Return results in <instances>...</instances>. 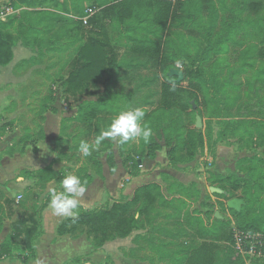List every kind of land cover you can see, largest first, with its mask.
Returning a JSON list of instances; mask_svg holds the SVG:
<instances>
[{
    "label": "rangeland",
    "instance_id": "obj_1",
    "mask_svg": "<svg viewBox=\"0 0 264 264\" xmlns=\"http://www.w3.org/2000/svg\"><path fill=\"white\" fill-rule=\"evenodd\" d=\"M18 1L0 0V20L10 21L17 40L12 63L0 68V202L6 198L3 187L14 186L7 192L12 199L8 210L0 212V229L7 219L13 224L33 215L40 234L33 251L12 242L0 263L24 264L20 259L28 258V264H187L192 249L208 240L221 249L216 264H228L223 251L233 221L264 232V0H214L209 6L199 0H169L175 8L167 32L155 21L158 0H145L153 6L137 4L133 18L124 23L114 9L123 0H35L32 8ZM251 2L262 3L260 13L248 11ZM88 9L96 15L85 25L81 19ZM159 40L174 69L197 71V88L172 78L184 93L171 111L158 105L169 71L152 66L140 51ZM90 41L103 42L115 65L100 81L67 99L68 82L83 63L81 47ZM184 105L188 110H182ZM136 108L145 113L143 125L152 129L149 143L106 138L98 150L83 156L81 141L94 145L120 112ZM197 116L203 121L201 130L196 129ZM195 130L206 138L204 151L189 163L194 165L172 168L194 170L199 177L182 182L163 175L164 198L141 219L145 232L137 250L142 251H135L133 236L123 245L102 249H95L82 227L57 236L54 219L47 232L41 230L50 210V189L62 191L66 175L80 177L87 192L103 167L115 170L117 162L133 167L137 158L154 156L162 145L169 153V144L174 147ZM219 150L226 162L217 172ZM49 156L53 158L46 167L57 165L59 175L45 184L32 174L49 163ZM232 171L245 178L236 192L231 186L221 189L219 179ZM97 191L93 188L89 195ZM233 193L246 202L239 213L227 207ZM153 194L158 196L159 190ZM112 203L108 198L104 204Z\"/></svg>",
    "mask_w": 264,
    "mask_h": 264
},
{
    "label": "trees",
    "instance_id": "obj_2",
    "mask_svg": "<svg viewBox=\"0 0 264 264\" xmlns=\"http://www.w3.org/2000/svg\"><path fill=\"white\" fill-rule=\"evenodd\" d=\"M203 5L209 6L214 0H199ZM21 6L32 8L35 6V0H19ZM146 2L147 5L153 6V3L145 0H123L115 5L114 9L117 10L116 19L119 22L130 20L134 16V8L139 3ZM155 4V3H154ZM158 9H157V7ZM154 5L157 9L156 24L160 26L162 32H167L170 20L174 17L173 10L175 8L174 2L169 0H158ZM261 2H251L247 5L248 11L250 9L260 13L262 8ZM181 6L178 7V10ZM9 20H0V68L9 66L14 59V49L16 46V37L9 29ZM141 53L148 57L152 66L160 69L161 71H170L173 69V64L167 55V49L164 47L162 40H159L154 46L143 47L140 49ZM81 59L83 63L78 68L76 75L72 76L68 82V89L66 90V98L68 94L79 92L88 83H95L100 81L108 67L115 65L114 58L109 59L106 50V45L101 41H91L81 47ZM197 71L193 68H188L184 71V82H188L190 88H197L194 84V78ZM163 85L158 105L166 111H171L179 104V100L184 93L180 85L173 82L168 77ZM99 101H105L101 98ZM182 110H188L186 105L182 106ZM96 111L91 113L94 115ZM175 132V131H174ZM177 136L175 133H173ZM179 138V137H177ZM168 153L170 166L177 169L179 165L189 164L198 155H200L206 147V138L201 131H190L188 136L183 141H177V144L172 147ZM151 156L150 158H155ZM176 155L180 157H175ZM127 170L131 175L137 173L138 163L133 162V167L127 166ZM114 168H111V172ZM135 170V171H134ZM59 173L53 166L46 167L36 171L32 174V178L37 179L41 183H49L57 181ZM221 189L226 191L227 186H231L233 192L240 189L241 185H245V178L238 177L235 174H229L226 177H220ZM159 190L158 196L154 195V190ZM161 185L150 184L139 187L135 190L131 199L115 200L103 208L93 211H85L80 208L77 217L67 219L58 228V235L65 236L70 234L76 228H85L86 233L92 240L95 249H102L107 243L116 241L118 239H126L133 235L134 232L142 229L141 219L148 215L149 206L154 205L159 198H164ZM237 196L233 193L229 200L235 199ZM12 199L5 198L6 206L10 205ZM4 206L0 205V212L3 213ZM67 223L73 225L67 226ZM40 222L32 215L29 219H20L12 224L13 233L9 236L2 245H0V259L9 255V248L12 242L20 241L28 249L34 250V241L40 234ZM44 231V229H41ZM249 230H254L252 226ZM231 241V232L225 239V256L228 264H243L240 260H233V251L229 248L228 243ZM187 244V243H186ZM220 247L214 241L205 240L199 247L193 248L191 257L187 264H216V257L220 252ZM22 263L28 264V258H21ZM264 264V263H263Z\"/></svg>",
    "mask_w": 264,
    "mask_h": 264
},
{
    "label": "crops",
    "instance_id": "obj_3",
    "mask_svg": "<svg viewBox=\"0 0 264 264\" xmlns=\"http://www.w3.org/2000/svg\"><path fill=\"white\" fill-rule=\"evenodd\" d=\"M95 15H96V13H95ZM92 18L90 20V24L92 22ZM126 21H128V20H126ZM122 23H124V22H122ZM86 43H88V42H86ZM2 78H4V76H2ZM48 139L49 138H48V133H47L46 140H48ZM231 150H233V148H231ZM52 158L53 157H50V156L45 158V161H49V163L47 162L45 165L41 166V169H44L46 166H48L50 164V162L52 161ZM119 159H120V157H119ZM136 161L138 163V170H137V173L134 175H131L129 173V171L127 170V168L124 167L123 164H120V162H117V167L114 170V172H111L109 170V168L103 167L102 175L99 177L95 176L93 183L89 186V189L83 195L84 197L79 198V201H80L79 206L81 208H83V210H85V211H93V210H96L97 207H99V206H101V208H103L102 206L105 205L104 203L106 202V200L108 198H111L113 201L121 200L123 197L131 199L134 195L135 190L139 187L150 185V184H156V183L161 185V186H166V182L163 179L164 174L172 176L174 178H177L179 181H182V182H183V180H191V178H193L195 176L199 177L198 173H196L194 170H191V172H183L181 170H173V168L170 166V161H169V157H168V150L165 151V147L163 145H162V150L158 151L156 153L155 158L143 156L141 158H137ZM223 161H224V163L226 162L223 159L222 151L219 150L218 157H217L218 165L215 167V169H214L215 171L218 172V170L219 171L221 170L220 164ZM194 164L195 163L193 162L191 164L179 165V167L180 168H188L189 166H192ZM230 165L232 166V163H230ZM57 168H58L57 165H54V169L56 171H58ZM231 173L236 175V173L233 171ZM215 175H218V173L215 172ZM203 179L206 180L205 178H203ZM21 180L24 181L23 178ZM201 180H202V178H201ZM12 187H14V186L3 187L4 190H6L5 191L6 195L3 193L6 196V198L11 199V197L8 195V193H10V189ZM93 188L98 189V191L93 192L92 193L93 196H90L89 194H91ZM86 195H89V196H86ZM0 205L4 206V210H8V207L6 206L5 201L0 202ZM51 214H52L53 218L51 217ZM51 219H54L53 221L55 223V228H57V231H58V228L60 227V225L65 221V217L56 216L52 213L51 210H49L45 216V225H44V231L45 232H47L48 228H50L49 225L52 224ZM7 221L8 222L4 223V226L0 229V245H2L4 243V241L9 236H11V234L13 233L12 224L9 222L10 221L9 219H7ZM144 232H145V230L142 228L139 231L134 232L132 235L134 237V239H137V241H135L133 243V246L136 248L135 249L136 252L140 251V250L142 251L143 247L141 245H140V247H142V248L140 250H137V248L139 247V244H141L142 238L140 236ZM55 233L57 234V236H59L57 232H55ZM60 237H62V236H60ZM156 237H160V235H156ZM165 239H167V238H165ZM130 240H131V237H128L126 239H118L116 241L107 243L103 248H108L110 246L115 247L116 245L120 246V245L127 243ZM170 240H172V239H167V241H170ZM168 247H169L170 251H173L171 245ZM0 264H2V263H0ZM34 264H36V263L34 262ZM37 264H39V261L37 262Z\"/></svg>",
    "mask_w": 264,
    "mask_h": 264
},
{
    "label": "clouds",
    "instance_id": "obj_4",
    "mask_svg": "<svg viewBox=\"0 0 264 264\" xmlns=\"http://www.w3.org/2000/svg\"><path fill=\"white\" fill-rule=\"evenodd\" d=\"M145 113L142 109L122 111L116 116L106 130H102L95 140V144L81 141L79 151L88 157L94 150H98L101 142L106 138L120 144L142 139L149 143L153 135L152 129L142 123ZM62 183V191L50 189L51 199L48 207L52 213L59 217H77L79 215V198L86 192L84 182L74 174L66 175Z\"/></svg>",
    "mask_w": 264,
    "mask_h": 264
},
{
    "label": "built area",
    "instance_id": "obj_5",
    "mask_svg": "<svg viewBox=\"0 0 264 264\" xmlns=\"http://www.w3.org/2000/svg\"><path fill=\"white\" fill-rule=\"evenodd\" d=\"M93 9L87 10V15L81 20L85 25L90 24L91 18L95 15ZM22 196L16 200L20 202ZM233 251V260H240L243 264H263L264 263V232L251 231L244 228L239 223L233 221L231 227V241L228 243Z\"/></svg>",
    "mask_w": 264,
    "mask_h": 264
},
{
    "label": "water",
    "instance_id": "obj_6",
    "mask_svg": "<svg viewBox=\"0 0 264 264\" xmlns=\"http://www.w3.org/2000/svg\"><path fill=\"white\" fill-rule=\"evenodd\" d=\"M168 76L170 78H177V83H182L184 81V72L179 69H170ZM203 128V121L200 116H197L196 120V129L201 130ZM212 190L216 191L218 194H224V191L218 188H211ZM246 205V202L244 199L241 198H235L231 199L227 202V207L230 210H233L237 213L241 212L242 207ZM216 216H220L219 213H216Z\"/></svg>",
    "mask_w": 264,
    "mask_h": 264
},
{
    "label": "bare ground",
    "instance_id": "obj_7",
    "mask_svg": "<svg viewBox=\"0 0 264 264\" xmlns=\"http://www.w3.org/2000/svg\"><path fill=\"white\" fill-rule=\"evenodd\" d=\"M172 79V78H171Z\"/></svg>",
    "mask_w": 264,
    "mask_h": 264
}]
</instances>
